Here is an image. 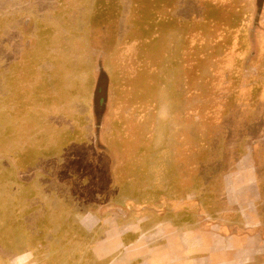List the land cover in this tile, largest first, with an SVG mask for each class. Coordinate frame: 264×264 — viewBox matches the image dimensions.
<instances>
[{"label":"rangeland","instance_id":"rangeland-1","mask_svg":"<svg viewBox=\"0 0 264 264\" xmlns=\"http://www.w3.org/2000/svg\"><path fill=\"white\" fill-rule=\"evenodd\" d=\"M254 167L264 192V0H0V264L246 231Z\"/></svg>","mask_w":264,"mask_h":264},{"label":"crops","instance_id":"crops-1","mask_svg":"<svg viewBox=\"0 0 264 264\" xmlns=\"http://www.w3.org/2000/svg\"><path fill=\"white\" fill-rule=\"evenodd\" d=\"M250 157L256 162L253 151ZM257 171L258 169L254 167V176L248 179L244 183L245 187L241 189L243 196L246 195L245 205L248 206L240 207L242 218L246 217L247 209L254 210L258 214L256 219L244 218L239 221L238 224L242 227L250 229L224 234L221 230H196L194 225H189L188 222L182 226L173 221H162L154 227L153 236L156 242L154 247L149 252L146 251L147 257L139 264H264V233H262L264 192ZM251 189L255 192L253 199H250ZM258 202L262 203L258 204ZM110 249L108 245L103 250L98 243L94 251L103 257ZM116 264L120 263L116 262Z\"/></svg>","mask_w":264,"mask_h":264},{"label":"flooded vegetation","instance_id":"flooded-vegetation-1","mask_svg":"<svg viewBox=\"0 0 264 264\" xmlns=\"http://www.w3.org/2000/svg\"><path fill=\"white\" fill-rule=\"evenodd\" d=\"M91 217H95V216H91ZM97 221L95 220L93 223H96ZM162 221H160V223H161ZM186 222H188L189 224H190V222L189 221H186ZM81 223H82V225L84 226V227H86L87 229H95L96 227H97V225H98V223H96V224H93L92 222H90V223H88V222H86V220L84 221V222H82L81 221ZM92 223V224H91ZM90 224V225H89ZM159 224V223H158ZM190 225H194L193 223L192 224H190ZM218 226H219V224H218ZM155 227V226H154ZM194 227H195V225H194ZM29 235V234H28ZM27 235V236H28ZM116 234H114V236H115ZM119 237H118V239H119V241H120V243L122 244L121 246H120V249L119 250H121L122 249V251L120 252V254H124V253H126V251H128L129 250V248L133 245L134 246V244H132L131 242L133 241V242H135L136 240L138 241V240H140V238H141V236L139 235L138 237H135L134 236V234H130L126 229H125V226H123V230L121 231V233L118 235ZM29 237V236H28ZM135 240V241H134ZM98 243H100V242H98ZM98 243H96V246H97V244ZM127 244V245H126ZM100 245L102 246V244L100 243ZM108 245H110V251L107 253V254H105V255H103V257H100V255H98L94 250H95V248H96V246L93 248V255H94V257L97 259V260H104V259H107V258H109L110 256H111V252H114V250L116 249L115 248V244H114V242L112 243V244H110V243H108ZM108 246H102V248H103V250L104 249H106ZM113 247H114V249H113ZM32 253L33 252H31V256H32ZM146 254H147V252H145ZM30 254V252H28V251H25V252H22V254L21 255H19L18 257H20V258H22V257H25L26 258V260H29V258H28V255ZM113 254V253H112ZM117 258V259H116ZM113 259V260H112ZM122 258L121 257H113V258H111L110 260L111 261H108L107 263H105V264H116V262H118V263H120V264H128L127 262H125L124 263V260L122 261L121 260ZM120 260V261H119ZM145 259H143V260H141V261H138V263L137 264H139V263H141L142 261H144Z\"/></svg>","mask_w":264,"mask_h":264}]
</instances>
